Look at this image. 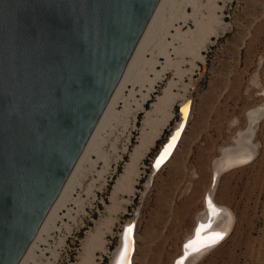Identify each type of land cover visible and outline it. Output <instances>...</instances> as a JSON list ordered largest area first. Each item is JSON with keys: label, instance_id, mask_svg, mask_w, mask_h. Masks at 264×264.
<instances>
[{"label": "rangeland", "instance_id": "1", "mask_svg": "<svg viewBox=\"0 0 264 264\" xmlns=\"http://www.w3.org/2000/svg\"><path fill=\"white\" fill-rule=\"evenodd\" d=\"M171 4L146 53L148 58L155 56L156 69L164 65L166 70L144 108H150L168 79L178 80L180 92L188 84L190 116L174 153L151 173L154 156L180 120V99L173 104L171 120L141 158L133 191L123 189L111 198L137 139L150 130L142 122L145 111L136 110L134 103L141 95L135 87L128 104L120 102L118 112L100 128L96 149L81 169L80 185L25 264H88L92 259L89 264H111L122 228L133 216L132 264H174L182 254L205 208L214 159L244 136L249 112L264 106V0ZM199 38L202 57L196 58L192 50ZM252 128L254 157L220 172L211 190L213 202L231 212V227L193 264H264V116Z\"/></svg>", "mask_w": 264, "mask_h": 264}, {"label": "water", "instance_id": "2", "mask_svg": "<svg viewBox=\"0 0 264 264\" xmlns=\"http://www.w3.org/2000/svg\"><path fill=\"white\" fill-rule=\"evenodd\" d=\"M157 2L0 0V264H17L24 254ZM190 106L188 98L178 107L180 122L154 156L152 174L175 149ZM261 107L255 108L257 114L244 132L249 144L252 126L264 116ZM239 138L222 148L213 164L237 153ZM169 144L170 153L160 160ZM249 155L247 161L220 172L250 161L253 145ZM135 228L133 216L122 228L112 264L132 263ZM182 252L175 262L193 259L192 252L183 247Z\"/></svg>", "mask_w": 264, "mask_h": 264}, {"label": "bare ground", "instance_id": "3", "mask_svg": "<svg viewBox=\"0 0 264 264\" xmlns=\"http://www.w3.org/2000/svg\"><path fill=\"white\" fill-rule=\"evenodd\" d=\"M171 5H172L171 0H158V2L156 3V6L154 7L150 15L148 22L144 27V30L142 31L136 45L134 46L132 53L128 58V61L122 73L120 74L108 100L106 101L102 109V112L100 113L74 166L72 167L58 195L53 201L51 207L46 213L39 228L37 229L35 235L33 236L31 242L27 246L24 254L22 255V257L20 258L17 264H25L28 261V258L33 255L32 254L33 250L37 247L36 245L37 241L43 239L42 235H46L47 237L48 231L50 232V230L54 227L55 221L59 217L58 215L61 209L65 208L64 206L67 203V201L71 198V194L75 186L80 185L79 177L81 176L80 175V172H82L81 169L83 167V164L86 163V161L90 160L91 153H93V151L96 149L95 144L97 142V135L100 128L107 121L109 117H111L113 114H116L118 112L116 110V107L120 102H122L125 105L128 104L130 96H132L134 93L135 87L139 88L138 92L141 95L140 99L135 100L134 104L136 105V110L145 111L144 119L142 122L144 125H148L150 130L148 132H145L143 130L139 139H137L138 142L135 144V146H133V150L130 153L129 160L125 163L122 171L115 179V183L113 184L111 189V198H114L116 194L123 189H128L129 191H133L139 175L138 172L139 162L143 157V155L145 154V152L149 150V148L152 146L154 141L158 138V135L162 132L163 128L171 120L173 116L172 107L174 102L177 99H180V104L178 106L180 107L186 102V100H188V97L185 94L188 84L183 85L181 89L182 92H180L177 82L178 80L168 79L165 85L163 86V88L161 89V92L158 95H156L155 99L150 103V108L149 109L144 108L145 101L149 98L156 83L160 79H162V76L166 70V67L164 65L160 69H156L154 66L157 62L156 58H154L155 56L154 57L151 56L148 58L146 57V53L147 51L152 50L150 39L154 29L160 25L163 11L164 10L166 11ZM199 39L197 42V46L196 47L193 46L194 49L192 50L193 52L192 54L196 58L202 57V54L200 53V47L202 48L201 44L203 42V39L200 40ZM150 74H152V76H150ZM190 111H191V106H190ZM190 111L187 120L189 119ZM184 112L186 113V108H184ZM256 114L257 112L255 111V109L249 112V118L251 121L253 120ZM179 122L173 128V130L178 126ZM182 134L180 136V139L182 137ZM249 142L250 141H248V138L244 135L242 138H240V143L236 148L237 153L235 154L228 153L227 155H224L222 159H219L217 162L213 164V171H214L213 180H215L213 181L214 184L222 169L236 163H243L248 159H250L251 156L249 155V151L251 149V146L253 145L254 149L256 147L253 143L249 144ZM161 147L162 145L160 146V148ZM172 147L173 144L168 149L167 155L170 153ZM175 149L171 153L170 157L174 153ZM170 157L168 158V160L170 159ZM212 188L213 185L207 191V194L204 199L205 208L196 217V226L192 231V235L187 237L183 244V248L185 252L186 253L192 252L191 254L193 258L191 261L185 262V264H193L207 250L211 249L220 241H222L227 236V235L225 236V234L228 232L229 228L231 227L232 224L231 212L228 210V208L221 205H217L215 204V202H213L212 199L213 197L211 192ZM208 217H211V219L208 220L207 219ZM198 228L200 229L199 236L197 235ZM213 234H220L222 238L224 236L225 237L222 240L221 239L218 240L219 242L217 241V243L212 244L209 248L205 247V248H199V250H194L198 248L200 242H202L206 237H209ZM134 238H135V234H134ZM134 249H135V241H134ZM118 250L119 248L115 251L113 260ZM100 258L101 256L99 257V259ZM83 259H84L83 261L85 262L86 260H88V259L85 260L84 257ZM92 260H90L89 262L91 263L94 261ZM113 260L111 261V264ZM174 263L179 264L178 261Z\"/></svg>", "mask_w": 264, "mask_h": 264}, {"label": "snow or ice", "instance_id": "4", "mask_svg": "<svg viewBox=\"0 0 264 264\" xmlns=\"http://www.w3.org/2000/svg\"><path fill=\"white\" fill-rule=\"evenodd\" d=\"M175 139V138H173ZM171 147V144L165 146L163 152L161 153L160 160H162L168 152V149ZM159 165V160L157 161V166ZM129 233L131 232V228L127 230ZM200 229H197V235L199 236ZM222 239V236L220 234H213L209 237H206L202 242L199 243L198 248L194 250H199V248L210 246L212 244H215L218 240ZM187 247V245H186Z\"/></svg>", "mask_w": 264, "mask_h": 264}]
</instances>
